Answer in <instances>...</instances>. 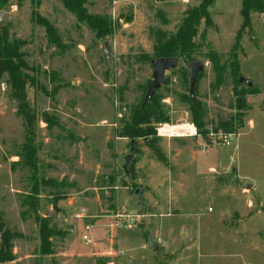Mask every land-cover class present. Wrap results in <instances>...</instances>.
Listing matches in <instances>:
<instances>
[{"label": "rangeland", "instance_id": "374dc122", "mask_svg": "<svg viewBox=\"0 0 264 264\" xmlns=\"http://www.w3.org/2000/svg\"><path fill=\"white\" fill-rule=\"evenodd\" d=\"M200 1L86 0V12L109 24L99 33L79 23L61 0H0V33L21 43L36 148L33 171L22 163L25 122L4 74L0 212L13 260L0 264H264V13H251L235 52V76L251 87L243 82L238 90L229 66L241 0H214L210 24L201 22L194 38V58L204 63L194 88L204 111L201 129L208 137L232 134L231 145L154 135V151L136 141L129 176L120 168L129 140L118 131L152 79L156 31L173 34L184 11ZM43 19L55 29L57 44L48 40ZM208 50L224 66L218 83ZM187 63L179 57L156 92L171 124H194L183 100ZM230 119L234 128L222 129L220 122ZM41 218L54 231L49 255L39 251ZM5 241L0 233V245Z\"/></svg>", "mask_w": 264, "mask_h": 264}, {"label": "trees", "instance_id": "16d2710c", "mask_svg": "<svg viewBox=\"0 0 264 264\" xmlns=\"http://www.w3.org/2000/svg\"><path fill=\"white\" fill-rule=\"evenodd\" d=\"M214 0H201L195 7L188 8L184 11L183 17L179 26L173 34H167L164 31L157 30L156 38L152 45V58L156 57H177L182 58L186 62L194 61V53L197 50V43L194 38L198 32V26L201 22L209 25L211 22L208 7ZM4 0H1L3 3ZM64 8L73 13L77 21L83 22L95 29L96 32L107 33L109 31V24L106 18L89 15L84 9L86 0H61ZM251 13H264V0H241L240 16L242 18L240 27L238 28L234 43L230 51L229 66H231L232 73L236 74L237 61L236 50L240 46V37L244 29L249 28L251 25ZM164 19V18H163ZM42 25L45 29L48 40L54 44L58 43L55 29L46 20H42ZM21 43L19 41H8L7 33H0V78L6 74L7 82L11 88L13 97L17 100V112L25 122L26 135L25 141L22 145V163L24 167L31 170L36 169L35 160V146H34V114L28 107L25 99L23 81L21 73L26 69V64L22 59V53L19 51ZM206 59L210 61L214 71H216L217 83L221 80L220 72L224 66L220 64L218 54L213 50H208L205 53ZM237 76V75H236ZM235 76V77H236ZM238 77V76H237ZM158 91V90H157ZM156 91V92H157ZM155 95L149 101H143V98L135 106L130 109L128 120L123 122L118 134L120 137L135 140H143L144 143L153 151L155 147L151 136L156 135L155 126L161 122H168L169 117L160 104V99ZM237 94H241L236 90ZM190 105L192 112V119L200 137L205 139L207 137L201 127L204 125L203 117L204 111L200 103L193 100L191 97L183 98ZM47 122V121H46ZM49 122V120H48ZM47 122V123H48ZM242 123H238V127ZM235 126L233 119L229 121L220 122L222 129L229 128L232 130ZM136 151V148H135ZM134 151V152H135ZM42 186L52 185L49 180H40ZM38 191L37 184L32 187V192ZM54 231L48 227L47 221L43 218L38 219V233L40 237L39 251L42 255H49L52 253L48 237ZM0 233L6 238L5 243L0 245V263H9L13 260L10 251V245L7 240V231L0 212Z\"/></svg>", "mask_w": 264, "mask_h": 264}, {"label": "water", "instance_id": "95a60500", "mask_svg": "<svg viewBox=\"0 0 264 264\" xmlns=\"http://www.w3.org/2000/svg\"><path fill=\"white\" fill-rule=\"evenodd\" d=\"M3 17H4V13L0 11V22H2ZM102 47H103V52L105 53L106 59H108V49H107L106 41L102 44ZM150 63L153 66L152 79L149 82V84L146 86V92L143 96V101L151 100L152 97L155 95V92L166 83L165 73L168 70L176 68L177 63H178V58L177 57H156V58L150 59ZM186 67L188 69L187 92H188L189 97H191L194 100L195 99L194 88L197 82L198 75L204 69V63L201 60H194V61L188 62L186 64ZM243 82L246 83L249 87L252 86V83L248 79L239 75L235 81L238 90L240 89L241 84ZM134 151H135V140L131 139L129 141L128 152L123 156V163L120 167L121 171L124 173L125 176L130 175L129 167H130L131 162L133 161ZM141 192H142V189L139 187H136L133 191V195L135 197V202L137 205H140L141 203V198H140ZM147 242L153 251L157 250L158 246L156 245V243L153 241L152 237L149 234L147 236Z\"/></svg>", "mask_w": 264, "mask_h": 264}, {"label": "built area", "instance_id": "2783aa9c", "mask_svg": "<svg viewBox=\"0 0 264 264\" xmlns=\"http://www.w3.org/2000/svg\"><path fill=\"white\" fill-rule=\"evenodd\" d=\"M177 127L176 131H173L172 128ZM155 133L158 137L161 138H173V137H196L199 136L198 131L193 123H175L171 124L168 122L159 123L155 127ZM231 136L232 134L217 133L207 136L204 140L211 141V143L216 142V139H219L220 143L225 146L231 145ZM82 240L85 243H89V239L86 235L82 236Z\"/></svg>", "mask_w": 264, "mask_h": 264}, {"label": "bare ground", "instance_id": "6f19581e", "mask_svg": "<svg viewBox=\"0 0 264 264\" xmlns=\"http://www.w3.org/2000/svg\"><path fill=\"white\" fill-rule=\"evenodd\" d=\"M176 129H177V127H173V128H172L173 131H176Z\"/></svg>", "mask_w": 264, "mask_h": 264}, {"label": "crops", "instance_id": "0c3cea01", "mask_svg": "<svg viewBox=\"0 0 264 264\" xmlns=\"http://www.w3.org/2000/svg\"><path fill=\"white\" fill-rule=\"evenodd\" d=\"M246 188L248 189V188H250V186L248 187V186H246Z\"/></svg>", "mask_w": 264, "mask_h": 264}]
</instances>
